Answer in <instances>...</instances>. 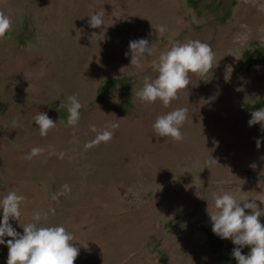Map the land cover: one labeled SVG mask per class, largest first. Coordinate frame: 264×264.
<instances>
[{
	"label": "rangeland",
	"instance_id": "rangeland-1",
	"mask_svg": "<svg viewBox=\"0 0 264 264\" xmlns=\"http://www.w3.org/2000/svg\"><path fill=\"white\" fill-rule=\"evenodd\" d=\"M64 1L0 0V11L12 19L0 46L17 57L39 54L45 43L54 40L56 46L48 53L59 60L63 37L50 36L45 19L58 12ZM159 2H170L176 9L164 35L156 32L163 14L153 0H145L143 13L126 21V46L130 40L146 37L153 42V54L145 56L139 69L117 62L95 72L90 98L76 93L84 105L78 123L100 105L114 108L125 118L140 119L156 103H141L135 96L145 76L157 75L151 61L170 41L201 40L215 53L213 68L203 76L190 73L186 87L192 92L188 102L201 100L214 115L201 139L207 143L218 125L236 124L238 132L230 138L240 145L238 151L226 153L216 178L202 150L185 157L171 178L149 181L139 175L117 184L92 180L96 167L88 160L83 132L67 124V109L61 103H67L70 93L58 80L45 85V71L38 69L28 75L36 82L25 85L8 79L0 90V196L15 190L25 197L21 223L39 211L46 216L42 225H64L79 247L74 264H237L230 257L231 240L212 231L210 214L216 211L212 194L229 191L238 199H264L263 140L256 147V138L263 136L257 131L261 123L248 124L256 106L264 105V0ZM39 111L57 121L56 132L40 134L31 119ZM23 120V127H14ZM33 147L43 151L26 158ZM61 163L73 168L75 181L66 180L58 168ZM260 219L264 222V217ZM9 222L23 231L16 220ZM211 234L226 246L217 244L210 251ZM7 254V246L0 245V264H6Z\"/></svg>",
	"mask_w": 264,
	"mask_h": 264
},
{
	"label": "bare ground",
	"instance_id": "bare-ground-1",
	"mask_svg": "<svg viewBox=\"0 0 264 264\" xmlns=\"http://www.w3.org/2000/svg\"><path fill=\"white\" fill-rule=\"evenodd\" d=\"M153 1L163 14L159 23L168 26L176 9L170 2ZM145 4V0H65L58 12L45 19L50 36L63 37L58 46L61 47L60 59L55 61L48 53L56 46L54 40L45 43V49L39 54L17 57L0 46V90L4 87L3 82L8 79H19L25 85L34 83L36 81L28 76L29 73L42 69L45 71V85L58 80L61 87L70 94L81 93L88 100L95 72H100L107 64L117 66V62H122L130 65V56L124 55L128 51L124 42L128 32L126 21L129 22L132 15L143 13ZM96 11L103 14L104 25L93 28L88 24L89 15ZM191 95V90L184 88L179 90L177 97L168 106L157 100L140 119L125 118L107 105L95 106L87 111L76 127L83 132L89 148L88 160H92L96 167V177L93 176L92 180L101 178L108 184H117L139 175L149 181L171 178L185 157H192L194 152L202 150L211 175L216 178L226 153L240 149L239 143H234L230 138L238 132V127L228 123L218 125L214 129V137L211 136L205 143V139H201L202 134L208 132V124L214 115L211 117V110L205 108L201 100L189 103ZM178 107L188 109V118L181 129L184 138L176 141L170 137H158L152 128L156 117ZM18 115L26 118L23 112ZM25 121L14 127H21ZM111 123L118 126L110 129L113 135L108 141L90 143L96 137V131L91 125L101 129ZM49 130L56 132L57 128ZM258 130L264 137L261 124ZM58 168L65 174L66 180L77 179L70 165L61 163Z\"/></svg>",
	"mask_w": 264,
	"mask_h": 264
},
{
	"label": "clouds",
	"instance_id": "clouds-1",
	"mask_svg": "<svg viewBox=\"0 0 264 264\" xmlns=\"http://www.w3.org/2000/svg\"><path fill=\"white\" fill-rule=\"evenodd\" d=\"M90 27L104 25L103 14L99 11L89 15ZM12 28L11 17L0 11V37L6 36ZM167 26H156L158 35H164ZM154 51L153 42L146 37H140L129 41L128 51L125 56H130V65L139 69L143 67L145 56H151ZM215 53L211 46L198 39L187 41H170L158 57L151 61L152 68L157 75L153 78L145 76L142 86L135 91V96L141 103H154L160 100L168 106L174 100L179 90L190 84V73L201 76L207 74L213 68ZM67 109V124L77 126L84 105L76 94L67 97V103H61ZM188 118V109L178 107L164 114L158 115L152 124V128L158 137L172 138L180 141L183 137L182 125ZM42 136L47 135L48 130L54 128V121L47 112L39 111L32 118ZM261 123L264 131V107L254 109L248 121L249 126ZM118 125L111 123L108 127L97 129L96 137L90 143L103 140L108 141L113 133L110 130ZM264 137L256 138V147L261 146ZM43 149L33 147L26 158L31 159ZM214 159V158H213ZM217 161L216 159H214ZM69 189L68 185L63 186ZM213 203L216 211L210 214L211 228L215 235L221 239H230L233 245L231 255L237 264H264V199L237 196L229 191L213 192ZM25 197L15 190H10L0 196V245H6L8 254L6 264H74L79 247L73 243L77 241L73 234L64 225H42L40 221L46 219L41 212L33 211L31 220L21 223V207ZM208 212V211H207ZM10 218L16 220L23 229L18 231L10 223ZM11 237V239H5ZM81 244V243H80ZM248 246L245 254L242 249ZM207 259V257H204Z\"/></svg>",
	"mask_w": 264,
	"mask_h": 264
},
{
	"label": "trees",
	"instance_id": "trees-1",
	"mask_svg": "<svg viewBox=\"0 0 264 264\" xmlns=\"http://www.w3.org/2000/svg\"><path fill=\"white\" fill-rule=\"evenodd\" d=\"M260 105V106H259ZM258 106H256V109L257 107H261V106H264L263 104H259ZM219 244L220 246H226V244L219 240L216 236L214 235H210V251L214 252V247ZM235 245H229L230 247V250H232V248L234 247ZM249 251V247L248 246H245L243 249H242V252L243 253H247ZM231 258H234L232 255H230ZM234 260L236 261V259L234 258ZM237 263V261H236Z\"/></svg>",
	"mask_w": 264,
	"mask_h": 264
}]
</instances>
